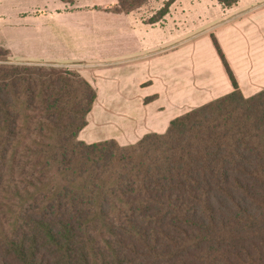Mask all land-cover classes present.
I'll return each mask as SVG.
<instances>
[{
	"label": "trees",
	"instance_id": "trees-1",
	"mask_svg": "<svg viewBox=\"0 0 264 264\" xmlns=\"http://www.w3.org/2000/svg\"><path fill=\"white\" fill-rule=\"evenodd\" d=\"M214 41L234 90L129 145L79 139L97 92L76 69L0 48V264H264V89Z\"/></svg>",
	"mask_w": 264,
	"mask_h": 264
},
{
	"label": "crops",
	"instance_id": "crops-1",
	"mask_svg": "<svg viewBox=\"0 0 264 264\" xmlns=\"http://www.w3.org/2000/svg\"><path fill=\"white\" fill-rule=\"evenodd\" d=\"M166 1L117 14V0H0V48L10 63L76 69L96 89L79 134L90 144L165 133L176 117L231 93L214 39L242 93L264 89V0H174L147 23Z\"/></svg>",
	"mask_w": 264,
	"mask_h": 264
},
{
	"label": "rangeland",
	"instance_id": "rangeland-1",
	"mask_svg": "<svg viewBox=\"0 0 264 264\" xmlns=\"http://www.w3.org/2000/svg\"><path fill=\"white\" fill-rule=\"evenodd\" d=\"M155 0H153L150 4H149V7H148V9H150L151 8V6H153V4L155 5V6H158V4L160 3V2H162V0H157V1H155ZM154 2V3H153ZM155 11V10H154ZM158 12V11H157ZM0 29H2V30H4L3 28H2V26H0ZM1 34H2V32L0 31V37H1ZM71 69H73V68H71Z\"/></svg>",
	"mask_w": 264,
	"mask_h": 264
}]
</instances>
